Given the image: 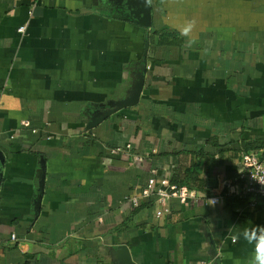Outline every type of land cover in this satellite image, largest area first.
Listing matches in <instances>:
<instances>
[{
	"label": "crops",
	"instance_id": "1",
	"mask_svg": "<svg viewBox=\"0 0 264 264\" xmlns=\"http://www.w3.org/2000/svg\"><path fill=\"white\" fill-rule=\"evenodd\" d=\"M149 4L145 26L132 0H0V264H121V245L137 264H250L264 0ZM151 176L196 198L159 214Z\"/></svg>",
	"mask_w": 264,
	"mask_h": 264
},
{
	"label": "built area",
	"instance_id": "2",
	"mask_svg": "<svg viewBox=\"0 0 264 264\" xmlns=\"http://www.w3.org/2000/svg\"><path fill=\"white\" fill-rule=\"evenodd\" d=\"M26 25H20L17 30L19 33L25 31ZM240 177L244 179L242 189L244 192L259 193L264 195V161L254 151L242 154ZM143 196H155L159 203L158 213L167 211L169 201L177 199L179 202H186L196 198V192L187 186L170 184L165 178L157 179L151 176L143 190ZM133 204L138 203L136 196L129 198ZM10 238L16 240L17 236L12 233ZM201 264H208L202 262Z\"/></svg>",
	"mask_w": 264,
	"mask_h": 264
},
{
	"label": "clouds",
	"instance_id": "3",
	"mask_svg": "<svg viewBox=\"0 0 264 264\" xmlns=\"http://www.w3.org/2000/svg\"><path fill=\"white\" fill-rule=\"evenodd\" d=\"M182 36H189L194 28V22L175 23L173 25ZM244 239L249 244H254V253L250 264H264V229L245 231Z\"/></svg>",
	"mask_w": 264,
	"mask_h": 264
},
{
	"label": "water",
	"instance_id": "4",
	"mask_svg": "<svg viewBox=\"0 0 264 264\" xmlns=\"http://www.w3.org/2000/svg\"><path fill=\"white\" fill-rule=\"evenodd\" d=\"M132 2L138 3L140 6V9H138L137 12L141 14L140 16L141 24L145 26H149L151 19V7L149 4V0H132ZM138 95L139 92H137L133 97L129 98L128 102L130 104H133L137 100ZM119 249L121 253V264H137L132 259L127 245H121Z\"/></svg>",
	"mask_w": 264,
	"mask_h": 264
},
{
	"label": "trees",
	"instance_id": "5",
	"mask_svg": "<svg viewBox=\"0 0 264 264\" xmlns=\"http://www.w3.org/2000/svg\"><path fill=\"white\" fill-rule=\"evenodd\" d=\"M243 148L247 152L251 149H256V148L264 150V140L262 141V140L257 139V140H251V141H246V142L243 141ZM261 161H263L262 156H261ZM170 181L171 183H175L174 185H177V186L187 184V180L179 179L178 176L172 177Z\"/></svg>",
	"mask_w": 264,
	"mask_h": 264
}]
</instances>
